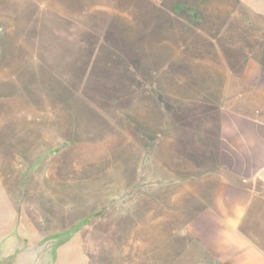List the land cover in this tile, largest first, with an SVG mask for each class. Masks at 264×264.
Instances as JSON below:
<instances>
[{
  "label": "rangeland",
  "instance_id": "1",
  "mask_svg": "<svg viewBox=\"0 0 264 264\" xmlns=\"http://www.w3.org/2000/svg\"><path fill=\"white\" fill-rule=\"evenodd\" d=\"M263 36L264 0H0V264H158L164 112Z\"/></svg>",
  "mask_w": 264,
  "mask_h": 264
},
{
  "label": "crops",
  "instance_id": "2",
  "mask_svg": "<svg viewBox=\"0 0 264 264\" xmlns=\"http://www.w3.org/2000/svg\"><path fill=\"white\" fill-rule=\"evenodd\" d=\"M221 67L225 76L194 81L197 88L210 83V95L164 112L163 142L194 157L169 167L163 161L166 187L179 186L178 205L164 190L157 209L136 211L137 220L145 216L159 229L148 236L154 263L264 264V36L244 58Z\"/></svg>",
  "mask_w": 264,
  "mask_h": 264
}]
</instances>
